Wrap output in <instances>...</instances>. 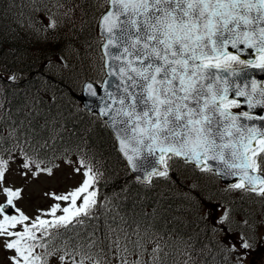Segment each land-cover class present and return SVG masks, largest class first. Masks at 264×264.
<instances>
[{
  "label": "snow or ice",
  "instance_id": "1",
  "mask_svg": "<svg viewBox=\"0 0 264 264\" xmlns=\"http://www.w3.org/2000/svg\"><path fill=\"white\" fill-rule=\"evenodd\" d=\"M97 2L101 8L107 6L98 19L101 51L118 50L110 54L121 61L118 73L109 75H118L123 85V95L107 93L111 102L104 104L100 116L108 117L105 124L112 128L130 168L144 171L137 181L150 187L154 178L169 180L172 165L182 163L201 173L238 176L231 190L264 200V126L241 119L264 122V115L253 114L258 108L264 110V81L248 78L250 70L264 71V0ZM53 7L64 5L53 0ZM56 27V20L49 16L47 29ZM248 55L253 58H242ZM85 89L96 96L91 83ZM241 103L247 104L248 111H233ZM9 139H15L14 131ZM144 152L153 157L159 153L149 168H145ZM13 164L24 180L52 177L59 167L41 158L36 149L30 154L19 144L4 147L0 136V251L7 254L5 264H51L52 260L58 264H112L113 260L116 264H162L159 242L139 228L129 233L108 225L103 238L94 231L81 236L103 207L95 189L102 173L90 160L81 157L72 167L82 175L76 186L42 193L50 203L37 209L34 217L17 206L24 189L9 183ZM209 216L206 213L204 219ZM233 223L231 209L223 207L212 231L227 236L233 232ZM239 223L253 227L247 220ZM237 235L238 245L221 241L223 251L236 253L252 247L243 232ZM149 243L155 244L151 253ZM236 259L242 264L243 252Z\"/></svg>",
  "mask_w": 264,
  "mask_h": 264
},
{
  "label": "trees",
  "instance_id": "2",
  "mask_svg": "<svg viewBox=\"0 0 264 264\" xmlns=\"http://www.w3.org/2000/svg\"><path fill=\"white\" fill-rule=\"evenodd\" d=\"M33 2L0 0V25L7 18L29 14ZM60 2L64 7L53 10L55 29H22L23 22L14 23L21 33L0 28V136L4 147L19 144L30 154L36 149L51 165L83 157L102 173L95 189L103 207L81 232L82 237L94 231L103 238L108 225L129 233L139 228L158 241L163 252H181L183 257L177 258L188 264H221V245L212 238L216 235L214 221L211 215L204 219L216 201L214 188L200 183L199 176L182 163L172 165L169 180L154 178L150 187L139 183L116 152L103 122L77 101L82 82L102 78L96 21L106 5L99 7L97 0ZM70 8L73 11L65 16ZM40 34L45 41L30 38ZM12 75L15 81L8 79ZM13 131L15 139H9ZM149 244L151 249L155 246Z\"/></svg>",
  "mask_w": 264,
  "mask_h": 264
},
{
  "label": "rangeland",
  "instance_id": "3",
  "mask_svg": "<svg viewBox=\"0 0 264 264\" xmlns=\"http://www.w3.org/2000/svg\"><path fill=\"white\" fill-rule=\"evenodd\" d=\"M36 4L38 5L37 9L40 11L35 10L32 16L22 14L19 16L21 21H24V24H32L34 23L45 25L48 22L49 16H54V8L52 0H35ZM17 16L11 21V24L15 23ZM57 21L55 17H53ZM75 165H69L66 163H60L58 168L54 169L55 174L52 177H48L46 175H40L37 179L33 180L29 178L28 180H24L22 177L19 176L17 169H13L11 173L8 175L9 183L16 187H22L24 189L23 199L19 201L17 206L21 208L26 214L29 216H35L37 214V209L39 208H46L50 201L46 199L42 193L44 191H65L73 186H76L78 182L82 179V175H78L72 171V167ZM203 180V181H202ZM208 180L206 178H202L200 183H206ZM3 202V197L0 196V203ZM257 207L255 203H252L247 212L253 213L254 209ZM216 217L221 214V209L217 207H213ZM237 225L234 224L232 228V234L225 235L224 243L225 245H231L236 243L238 245V233L240 230L236 229ZM255 233V238L258 240L253 241V237L247 236L250 240L252 247L250 248L252 251L247 253L245 250L237 251L236 253H228L233 257V255L239 256L241 252H243V259L249 264H264V239L262 236L261 230L258 228H253ZM253 245L255 247H253ZM173 254V255H172ZM7 254L0 251V264H5V256ZM183 257V254L179 251H172L171 255L167 259V255L165 253L161 256L162 257V264H183L184 261L177 258ZM171 256V258H170Z\"/></svg>",
  "mask_w": 264,
  "mask_h": 264
},
{
  "label": "water",
  "instance_id": "4",
  "mask_svg": "<svg viewBox=\"0 0 264 264\" xmlns=\"http://www.w3.org/2000/svg\"><path fill=\"white\" fill-rule=\"evenodd\" d=\"M98 33H99L100 37L103 35V33L100 30L99 24H98ZM100 50H101V47H100ZM117 51H118L117 49L112 48V47H109L107 49V53H109V54H105L104 52L101 51V54L103 56V68H104V72L106 74V77L104 78V81H103L101 87H98L95 84L91 83L93 85V88L95 89V91L97 93L96 96H91V95L87 94V91H86L85 85H84L82 93H81V96L78 98V100L80 101L82 107L87 112L96 114L101 120L104 121V123H105V121L108 120V117H101L100 116V110H101V108L104 107L105 103H110L111 102L108 99V97H107V93L111 92L114 95H123V92H122L123 85L120 83L119 76L118 75H115V76L114 75H109V73L112 72V71H116L118 73V69H119V66L121 64V61L118 60V59H113L112 55H110V54L117 53ZM120 51H122V49ZM253 55H248V56L242 57V58L252 59ZM105 61H107L108 67H105ZM221 75H223V73H221ZM248 78L249 79H255L256 81L260 82L264 78V71H253V70H250V75H249ZM105 81H107V83H105ZM230 96H231V94H230ZM237 99H241L242 100L243 98H239L238 97ZM116 106H118V105H116ZM240 107L242 109H244L245 111H248V107H247L246 103H241ZM254 113H256L258 115H264V110H261V109L258 108L256 110H254ZM241 119H242V122H244V123H253L254 122V123L258 124V125L264 126V122H261V121H243V118H241ZM106 127L110 131V133L112 134V136L114 138V141H115L116 150H117L118 154L121 156V158L124 160V162L126 163L128 169H129V172L136 179H137L138 176L143 178L144 171L141 170V171L137 172V171H133L130 168V166L127 163V160H126L125 156L123 155V153L119 149V145H118V142L115 139V134H114L112 128H110L108 126H106ZM132 143L134 144L135 142H132ZM142 155L147 157V159L144 161L145 168H149L150 166H152L154 164L156 158L159 156V153L157 152L155 157L148 156V154L146 152L142 153ZM210 163H212L213 166L216 167V168H223L224 167L219 162H210ZM155 166L158 167V168L160 167L158 164L155 165ZM218 176L221 178L222 182H224V183H226L228 185H231L232 183L236 182L239 179L238 176H231V175H227V176L218 175Z\"/></svg>",
  "mask_w": 264,
  "mask_h": 264
},
{
  "label": "flooded vegetation",
  "instance_id": "5",
  "mask_svg": "<svg viewBox=\"0 0 264 264\" xmlns=\"http://www.w3.org/2000/svg\"><path fill=\"white\" fill-rule=\"evenodd\" d=\"M236 67H237V68H240V67H243V66L236 65ZM233 111H235V112H241V111H240V110H238V109H233Z\"/></svg>",
  "mask_w": 264,
  "mask_h": 264
},
{
  "label": "bare ground",
  "instance_id": "6",
  "mask_svg": "<svg viewBox=\"0 0 264 264\" xmlns=\"http://www.w3.org/2000/svg\"><path fill=\"white\" fill-rule=\"evenodd\" d=\"M22 13V12H21ZM203 181V180H202ZM196 185V184H195Z\"/></svg>",
  "mask_w": 264,
  "mask_h": 264
}]
</instances>
